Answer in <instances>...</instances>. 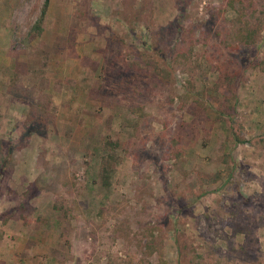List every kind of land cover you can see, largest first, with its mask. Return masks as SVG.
<instances>
[{
	"label": "rangeland",
	"instance_id": "1",
	"mask_svg": "<svg viewBox=\"0 0 264 264\" xmlns=\"http://www.w3.org/2000/svg\"><path fill=\"white\" fill-rule=\"evenodd\" d=\"M44 2L0 0V264H264V0Z\"/></svg>",
	"mask_w": 264,
	"mask_h": 264
},
{
	"label": "trees",
	"instance_id": "2",
	"mask_svg": "<svg viewBox=\"0 0 264 264\" xmlns=\"http://www.w3.org/2000/svg\"><path fill=\"white\" fill-rule=\"evenodd\" d=\"M47 5H48V0H45L44 5H43V9H42V12H41V16H40V18L38 20V23H36L35 28H38L39 22L43 20V16L45 15ZM107 18L110 19V20L115 21L121 28H123L125 30H126V28H125L126 23L130 20L129 14L126 13L124 10H120V11L114 12V13L108 15ZM39 28H40V26H39ZM128 28H129V32L132 33V36H134L135 39H137L139 42H141V46H142V44L144 42H146L145 39H143L144 35H142V33H133L132 32L133 28H132L131 25H129ZM256 34H257V32L255 30H253V29L247 30V35H245V37L249 38V40L247 42L251 41L252 40V36L256 35ZM245 37H243V35H240L241 40L244 38L243 42L246 40ZM141 39H143V41H140ZM120 40L123 41V38H121ZM110 41H112V40H110ZM145 47H148L149 50H151V51L148 50L150 53H154L155 52L154 47L149 45V43H147V42H146V46ZM234 48L236 49V46H234ZM263 63H264V61L260 60L256 64L257 65H261V68H262V64ZM133 64L134 63H132L131 66ZM235 66H236V62H235L233 67L231 65H229L228 63H223L222 66L220 67L221 68V73H219V79L221 78L222 82L225 84V86H224L225 90L227 92H231V93H236V84H234V82H235V80H237V76H238V74L240 72V69L236 68ZM217 69H218V67H217ZM262 70H264V67L262 68ZM30 71H31V69H30ZM218 71H219V69H218ZM214 100L216 102H218V104H220V105L215 109L216 114H215V117H214L213 121L225 123V126H226L225 129L227 131V138L228 139L232 140L234 143L243 142L244 140L234 130V126H233V117L234 116L232 115L231 111L228 109L229 108L228 107V103H227L228 97L225 96L223 102L220 101L219 98H215ZM228 154L229 153L223 151V155L225 157H227V158L229 156ZM173 156L175 158H179V153H178L177 149L173 152ZM108 170H109V167L104 164L102 166V168H101V173L99 172L101 178H103L102 179V183L105 184V185L108 183V180H109V177H108L109 175H108V172H107ZM105 173H106V175H105ZM0 176H1V163H0ZM221 177H222V171L218 170V171H216V173H214V175L208 176L207 178H205L204 181L206 183H213V182H216L217 180H219ZM176 242H177V245L179 246L178 241H176Z\"/></svg>",
	"mask_w": 264,
	"mask_h": 264
}]
</instances>
